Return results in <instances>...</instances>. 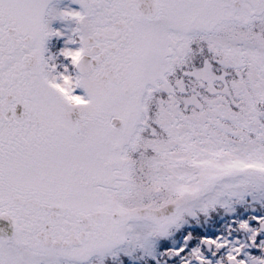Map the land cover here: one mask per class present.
<instances>
[{"label": "snow or ice", "instance_id": "6c2138e0", "mask_svg": "<svg viewBox=\"0 0 264 264\" xmlns=\"http://www.w3.org/2000/svg\"><path fill=\"white\" fill-rule=\"evenodd\" d=\"M0 264H264V0H0Z\"/></svg>", "mask_w": 264, "mask_h": 264}]
</instances>
